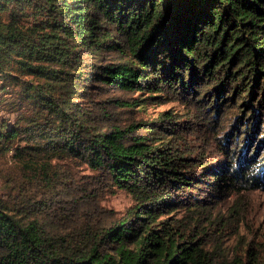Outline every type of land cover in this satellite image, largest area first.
<instances>
[{"label": "trees", "instance_id": "1", "mask_svg": "<svg viewBox=\"0 0 264 264\" xmlns=\"http://www.w3.org/2000/svg\"><path fill=\"white\" fill-rule=\"evenodd\" d=\"M170 102L186 114L136 116ZM0 108L14 117L0 153L34 184L55 189L74 161L134 199L104 222L73 197L48 218L28 188L0 194V264H264V246L228 257L217 240L241 228L236 207L216 219L200 198L264 185V0H0ZM222 109L239 148L223 141L214 167L180 133L213 130Z\"/></svg>", "mask_w": 264, "mask_h": 264}, {"label": "rangeland", "instance_id": "2", "mask_svg": "<svg viewBox=\"0 0 264 264\" xmlns=\"http://www.w3.org/2000/svg\"><path fill=\"white\" fill-rule=\"evenodd\" d=\"M115 95L116 97L124 96L120 92L115 93ZM93 97L95 98L94 94H92ZM169 107L186 114L182 104L170 102L158 107L153 106L146 114L142 113L136 116L138 119L148 120ZM224 110L222 109L217 114L218 122L213 130L210 129L208 132L206 129L207 132H205V129L200 130L198 127L184 128L180 133L185 148L193 150L191 152H194L196 156L203 157L204 160L216 164L214 167L230 160L225 155L223 141H226L227 151H236L239 148V143L236 140L234 141V135L225 139L235 120L232 118L234 111L228 114ZM208 114L211 115L212 113L209 112ZM9 116L6 111L0 108V122ZM10 118L12 120L14 117L10 116ZM262 128L264 129V126ZM256 145H258L257 141L256 144L251 143L249 150L256 151ZM263 153L264 148L257 153L259 154L256 157L258 164L264 163L262 162L264 156L262 161H259ZM57 164L55 170L57 172L53 179L61 178L55 181L56 188L49 190L47 184L37 186V184H34V180L30 179L34 174L33 169H26L23 164L14 163L11 160V154L0 153V194L9 191L12 193L19 188L21 192H25L24 188H28L32 192L31 204L39 207L46 204L41 213L47 217L49 216L48 218H50V214L53 215L52 211L67 209L68 204H70L71 209L74 206L72 201L69 202L72 197L74 202L81 200V203H84L85 206L91 205L94 207L98 219L104 222L119 220L134 205V199L129 193L110 189L109 184L87 165L74 161H61ZM41 176L43 175H39L38 178ZM12 186L13 189H11ZM200 198L211 199L215 206L213 214L216 219L229 215L230 208L234 205L236 207L237 216L234 221L240 222L241 228L229 227V230L221 234L217 240V242H221V248L228 254L229 258L239 257L243 259L250 244L258 248L264 246V185L257 191L244 193L240 196L232 195L218 199L203 193ZM211 233L215 235L219 231L213 230Z\"/></svg>", "mask_w": 264, "mask_h": 264}]
</instances>
